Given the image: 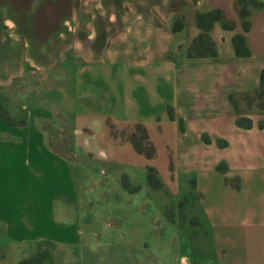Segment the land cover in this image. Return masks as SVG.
Wrapping results in <instances>:
<instances>
[{
    "label": "crops",
    "instance_id": "1",
    "mask_svg": "<svg viewBox=\"0 0 264 264\" xmlns=\"http://www.w3.org/2000/svg\"><path fill=\"white\" fill-rule=\"evenodd\" d=\"M243 1L245 29L239 0H0V264L41 243L46 264H165L162 219L185 264H264V112L228 99L264 69V0ZM214 10L202 31L196 14ZM201 33L209 48L189 55ZM63 120L127 181L81 187L74 150L48 142Z\"/></svg>",
    "mask_w": 264,
    "mask_h": 264
},
{
    "label": "rangeland",
    "instance_id": "2",
    "mask_svg": "<svg viewBox=\"0 0 264 264\" xmlns=\"http://www.w3.org/2000/svg\"><path fill=\"white\" fill-rule=\"evenodd\" d=\"M37 100H42V94H36ZM236 103L240 112H247L255 110V104L259 102H264V97L262 95H258L255 93H249L248 95H238L236 97ZM63 125H56L55 127L51 126L50 123H46L45 127L48 130V142L52 144L57 150L64 154H71L70 151L74 150V156L71 155L72 160L74 161V180L81 185V187H88L89 184L95 183H116L117 180L122 181V183L127 181V178L124 174H119L117 179L114 174L117 170L116 168L110 167L108 165L107 159H105L102 155H100V151H98L97 144L92 141L85 144V142H80L74 139L73 131L65 125V121L63 120ZM122 133V131L119 132ZM135 136L138 138L140 136V132L135 131ZM55 139V141L51 140ZM90 139V138H87ZM125 158V157H124ZM126 158H128L126 156ZM128 160V159H127ZM119 168V167H118ZM126 173L129 177L133 178L135 181H143L144 175L138 173L133 168L126 167ZM158 177V176H157ZM155 184V183H153ZM136 199H132V202H136ZM103 204L102 202H99ZM105 204V203H104ZM164 216L167 218H171V209L170 207H165ZM181 217V218H180ZM184 216L179 215V219L182 220ZM161 221V222H160ZM157 221V225L162 224L164 227L166 226V235H169L170 227L167 226L168 223L164 219ZM167 236L163 238L162 247L167 251V258L165 264L176 263L182 264V259L184 258V262L189 260V250L187 246H180L177 251H173L171 253V248L166 244ZM51 249V245L49 243H41L38 247V252L34 255L35 259L27 264H46L48 251ZM182 254V255H181ZM209 264V262H207Z\"/></svg>",
    "mask_w": 264,
    "mask_h": 264
},
{
    "label": "trees",
    "instance_id": "3",
    "mask_svg": "<svg viewBox=\"0 0 264 264\" xmlns=\"http://www.w3.org/2000/svg\"><path fill=\"white\" fill-rule=\"evenodd\" d=\"M239 3L241 4L240 13H241L242 18H243L242 26L245 29L248 26V22L245 19L248 12L244 8V1L239 0ZM221 18H222L221 14L218 10H214V11H210V12H206V13H198V14H196V24L199 28L202 29V31H205L209 28V26L211 25V23L214 20H219ZM179 25H180V21H179ZM223 25L227 26L228 24L223 23ZM242 45H243L242 38H240V37L234 38V47H235L236 53L241 54L244 52V48H241ZM208 48H209V43L206 40L205 35L203 33H201L198 36L197 40L194 41V43L192 44V47L190 48L189 55L200 54L202 51L207 50ZM249 93H255L258 95H262L264 97V69H262L260 71L259 85L256 89H253V90L248 91V92L239 93L237 95L230 94L228 96L230 103L233 105L234 109L237 112H240V111H239L237 103H236V99H237L236 97L238 95H248ZM254 106H255L256 110L264 112V102L256 103ZM236 124L238 126H241V127H248L250 125L249 121L245 117H238L236 119ZM134 130L140 132V136L137 138L134 133L130 135L129 141L131 142L132 147L134 148V150L136 152L143 153L147 158H150L154 153V149H153L152 145L150 144V142L146 139L144 128L141 125H135ZM147 171H148L147 172L148 181L152 184L158 183V179L156 178L152 169L148 168ZM35 257L36 256H33L31 258L23 260L19 264H27L28 262L33 261L35 259ZM47 259H48V256H47Z\"/></svg>",
    "mask_w": 264,
    "mask_h": 264
},
{
    "label": "built area",
    "instance_id": "4",
    "mask_svg": "<svg viewBox=\"0 0 264 264\" xmlns=\"http://www.w3.org/2000/svg\"><path fill=\"white\" fill-rule=\"evenodd\" d=\"M100 155H104V153L102 151H100ZM182 264H185L184 260H182Z\"/></svg>",
    "mask_w": 264,
    "mask_h": 264
}]
</instances>
